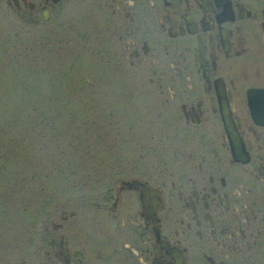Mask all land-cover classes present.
I'll return each instance as SVG.
<instances>
[{
  "label": "flooded vegetation",
  "instance_id": "1",
  "mask_svg": "<svg viewBox=\"0 0 264 264\" xmlns=\"http://www.w3.org/2000/svg\"><path fill=\"white\" fill-rule=\"evenodd\" d=\"M84 1L0 0V15ZM86 2L157 91L166 140L150 173L110 185L73 253L60 232L69 264H264V0Z\"/></svg>",
  "mask_w": 264,
  "mask_h": 264
},
{
  "label": "rangeland",
  "instance_id": "2",
  "mask_svg": "<svg viewBox=\"0 0 264 264\" xmlns=\"http://www.w3.org/2000/svg\"><path fill=\"white\" fill-rule=\"evenodd\" d=\"M104 13L0 15V264H59L60 232L73 253L110 185L157 163L166 113Z\"/></svg>",
  "mask_w": 264,
  "mask_h": 264
},
{
  "label": "water",
  "instance_id": "3",
  "mask_svg": "<svg viewBox=\"0 0 264 264\" xmlns=\"http://www.w3.org/2000/svg\"><path fill=\"white\" fill-rule=\"evenodd\" d=\"M47 15H43V18H45ZM60 247L62 248V252H63V256H64V261L61 264H69L68 263V257H67V248H66V243L64 238L62 237V239H60Z\"/></svg>",
  "mask_w": 264,
  "mask_h": 264
}]
</instances>
